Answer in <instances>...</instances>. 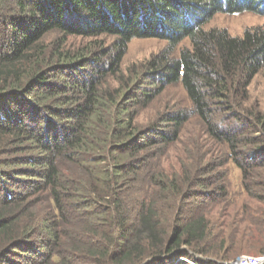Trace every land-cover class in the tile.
I'll return each instance as SVG.
<instances>
[{"label":"trees","instance_id":"1","mask_svg":"<svg viewBox=\"0 0 264 264\" xmlns=\"http://www.w3.org/2000/svg\"><path fill=\"white\" fill-rule=\"evenodd\" d=\"M247 13L264 17V0H0V264H222L237 256L225 249L228 237L210 244L207 206L229 205L227 186L212 176L169 178L147 164L193 116L221 147L220 166L241 171L237 223L249 252L264 254V112L249 105L264 70V25L241 37L207 29L218 15ZM101 37L114 39L107 62L105 51L66 50L71 38ZM148 39L168 45L144 66L147 89H104L129 44ZM178 85L189 106L139 127L140 111Z\"/></svg>","mask_w":264,"mask_h":264},{"label":"rangeland","instance_id":"2","mask_svg":"<svg viewBox=\"0 0 264 264\" xmlns=\"http://www.w3.org/2000/svg\"><path fill=\"white\" fill-rule=\"evenodd\" d=\"M264 25V17L247 13L241 15L221 14L215 17L207 26V29L218 28L227 30L232 36L241 37L244 32L250 28ZM57 34H51L47 41L51 42L56 39ZM114 39L101 37L97 39H69L67 51L74 54H86L91 50L93 53L105 51L104 61L111 60L115 55L113 48ZM168 43L161 39L134 40L129 44L127 54L123 60L117 74L109 75L108 86L104 89H120L125 92L131 89L133 93L138 92L141 95L147 88H144L139 81L144 73V66L152 59L153 56L167 47ZM184 47H190V41L182 43L176 50L175 55H179ZM250 108L264 112V70L253 80L250 88ZM189 106V100L181 86H171L157 97L155 102L148 108L141 110L137 117V125L145 127L151 123H160L162 117L171 111H181ZM222 120L219 122L221 123ZM218 122V123H219ZM162 129L166 130V124H162ZM223 155L221 147L213 141L206 133L202 122L193 116L185 127L184 133L180 140L175 143L169 150L164 151L162 156L151 158L148 161L152 171H163L169 178H179L181 181H188L197 176L201 179L212 176V182L220 186H227L230 193L229 205L210 204L208 216L211 219V243L219 245L228 239L225 249H236L233 259L220 261L222 264H237L243 259H259L264 254H253L249 251V246L242 240L243 225L237 220L240 219L241 207L243 202V186L241 171L233 164L220 166V160ZM209 166V167H208ZM208 171H213L205 176ZM192 192H197V185H192ZM187 189V188H186ZM213 189V188H211ZM211 189H208L209 191ZM200 190V189H199ZM46 205L40 207L39 211L45 209ZM225 237V240H223ZM243 251V252H242ZM182 259H180L181 261ZM183 261V260H182ZM189 264L194 262L189 261ZM244 264H250L251 261L243 260ZM242 263V262H240ZM256 264V262H254Z\"/></svg>","mask_w":264,"mask_h":264},{"label":"built area","instance_id":"3","mask_svg":"<svg viewBox=\"0 0 264 264\" xmlns=\"http://www.w3.org/2000/svg\"><path fill=\"white\" fill-rule=\"evenodd\" d=\"M243 260H245V261H247V260L251 261L250 264H255L254 262H256V264H264V257H263V258L256 259V260H254V259H249V258H247V259H243ZM243 260L240 261V262H242V263L239 262V263H237V264H244ZM188 263H190V262L188 261ZM193 264H195V263H193Z\"/></svg>","mask_w":264,"mask_h":264}]
</instances>
